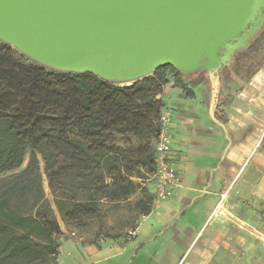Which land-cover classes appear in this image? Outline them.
Returning a JSON list of instances; mask_svg holds the SVG:
<instances>
[{
    "label": "trees",
    "instance_id": "1",
    "mask_svg": "<svg viewBox=\"0 0 264 264\" xmlns=\"http://www.w3.org/2000/svg\"><path fill=\"white\" fill-rule=\"evenodd\" d=\"M165 69L189 90L171 65L120 85L92 72L48 70L0 42V175L31 151L23 170L0 179V264H57L66 240L60 221L84 229L103 202L120 204L141 191L134 208L151 213L142 183L156 168ZM212 118L225 124L215 107Z\"/></svg>",
    "mask_w": 264,
    "mask_h": 264
},
{
    "label": "water",
    "instance_id": "2",
    "mask_svg": "<svg viewBox=\"0 0 264 264\" xmlns=\"http://www.w3.org/2000/svg\"><path fill=\"white\" fill-rule=\"evenodd\" d=\"M264 26V0H0V42L55 72L130 84L162 66L216 73Z\"/></svg>",
    "mask_w": 264,
    "mask_h": 264
},
{
    "label": "crops",
    "instance_id": "3",
    "mask_svg": "<svg viewBox=\"0 0 264 264\" xmlns=\"http://www.w3.org/2000/svg\"><path fill=\"white\" fill-rule=\"evenodd\" d=\"M175 89L180 101L196 97ZM163 94L158 98L165 103ZM231 95L233 102L220 108L225 124L212 118L200 130L204 150L196 157L201 162L190 159L189 172V158L172 145L174 163L181 174L187 171L172 197L141 214L134 229L125 230L131 235L116 233L93 243L88 233L73 231L75 239L62 243L58 259L68 264H185L188 258L186 264H264V101L244 100L245 91ZM184 117L182 124L172 122L171 133L187 125Z\"/></svg>",
    "mask_w": 264,
    "mask_h": 264
},
{
    "label": "rangeland",
    "instance_id": "4",
    "mask_svg": "<svg viewBox=\"0 0 264 264\" xmlns=\"http://www.w3.org/2000/svg\"><path fill=\"white\" fill-rule=\"evenodd\" d=\"M261 30H264V26ZM260 31H258L252 39L260 34ZM250 40L246 47L238 50L235 52V54L232 56V59L230 62L223 67L224 70L226 69H232L233 64L235 61H242L246 67L242 68L247 70V73L242 77V79L235 81L234 85L232 86V93H240L241 91L246 92V97L244 100L247 101H264V43L263 46L255 53L254 51V58H252V53H247L244 55V58L241 56L239 58L238 54L243 53V51L252 45L253 40ZM239 58V59H238ZM253 59V60H252ZM165 72L168 73L169 82L164 87V100L163 107H168L173 112V124L174 123H180L182 124L181 117H184L185 122L187 125L180 126V130L173 131L171 133L172 136V145L173 148L177 151H181L183 155L187 156V159L189 160L185 163L189 172V166L187 165L191 159L192 163L194 161H197L198 163L201 162V159L197 158L196 155L201 154L202 150H204V144L201 145L202 142V131L201 129H204V127L209 124V121H213L212 117L210 115V108L208 107L211 103L214 89L212 88L211 84L209 83L208 74L207 71H198L196 73H192L190 75H182L183 82L188 87L189 90H187V93H190V98L186 99L185 101H180L178 98V92L180 90H176V80L173 79V72L169 69H165ZM235 71H232V75L235 76ZM259 73V74H257ZM257 75H259L257 77ZM255 76V78H254ZM229 77V76H228ZM195 82V83H194ZM194 83V84H193ZM201 85V91L200 89H196V86ZM222 86V85H221ZM250 87H253L254 89H250ZM247 90L249 92H247ZM200 92V93H198ZM227 91L221 90L220 94V101H223L224 105L229 100H231V103L233 102V97L231 94H227ZM196 94V95H195ZM217 96V95H216ZM218 97V96H217ZM218 102V98H217ZM214 107L216 109V104ZM181 103V104H180ZM181 105L183 106V109L187 112L183 113L181 115ZM220 110V109H219ZM178 113L181 117H177ZM220 113H223V111L220 110ZM179 116V115H178ZM226 119V118H225ZM172 124V127H173ZM231 142L228 141L227 147H229ZM30 150L28 151L25 161L23 162L22 166L13 170L9 171L7 173H4L0 175V179H7L14 175L15 173H19L21 170H23L28 162L29 156H30ZM40 166L43 169V161L40 155ZM183 165V163H182ZM185 166V168H186ZM187 171H182V174H186ZM244 174L238 179L235 186L232 188V193L236 189L235 187L239 185L240 181L243 179ZM43 187L45 190V193L51 202V204L54 207L52 196L49 192L47 181L45 178V175H43ZM145 187L147 194L145 196L151 197V208L152 210L155 209V206L163 201L166 200H159L156 197L155 192L153 191V185L152 182H148V186ZM142 192L139 191L135 195H133L131 198H129L126 201H122L120 204H113L108 202L102 203V213L99 217L90 220L88 227L84 229H78L75 227H67L66 230V239L67 240H73L76 236L72 233L74 232H86L89 234V237L91 238L90 242H96L99 239L105 240L106 238L112 237V235H115L116 233H120V235H131L125 230H133L134 226L136 225V220L141 215L139 213V210L134 208V204L138 198L142 196ZM207 196V195H206ZM207 198V197H206ZM55 209V207H54ZM152 212V211H151ZM59 217V216H58ZM61 223V221H60ZM60 253V251H59ZM58 253V254H59ZM187 256H185L186 258ZM184 258V259H185ZM183 259V260H184ZM189 258L187 259L186 263L188 262ZM185 263V264H186Z\"/></svg>",
    "mask_w": 264,
    "mask_h": 264
},
{
    "label": "built area",
    "instance_id": "5",
    "mask_svg": "<svg viewBox=\"0 0 264 264\" xmlns=\"http://www.w3.org/2000/svg\"><path fill=\"white\" fill-rule=\"evenodd\" d=\"M173 122V112L168 107H162L158 120L159 133L154 142L155 171L149 175L153 191L159 200H167L178 188L183 186V176L173 161L172 136L170 127ZM57 264H68L57 259Z\"/></svg>",
    "mask_w": 264,
    "mask_h": 264
},
{
    "label": "flooded vegetation",
    "instance_id": "6",
    "mask_svg": "<svg viewBox=\"0 0 264 264\" xmlns=\"http://www.w3.org/2000/svg\"><path fill=\"white\" fill-rule=\"evenodd\" d=\"M252 40H253L252 45H250V47H247L243 51V53L238 54L239 58H241V56L244 58L245 54L252 53L253 51L256 53L263 46V43H264V30H261L260 34L258 33V35H256ZM254 52L252 54L253 55L252 58H254V54H255ZM244 67H246V66H245V64L242 61H235L234 64H233L232 69L224 70L223 67H222L216 73V76H217V85L216 86L218 87V93H217L218 102L216 104L215 115L217 117H221L223 119V121L226 120L225 119L226 116L223 118V114L224 113H220V110H219L221 108V106L224 105L223 101L219 100L220 99L219 97H220V94H221V90H224V91L228 90L227 94H231L232 93L231 89H232V86L234 85L235 81H237V79L238 80L242 79V77L247 73V70L242 69ZM232 71H235V73H234L235 76L232 75ZM207 74H208L209 83L211 84V86L213 88L214 79L210 76V74L208 72H207ZM200 86L201 85L196 86V89H200V91H201V87ZM198 93H200V92H198Z\"/></svg>",
    "mask_w": 264,
    "mask_h": 264
}]
</instances>
